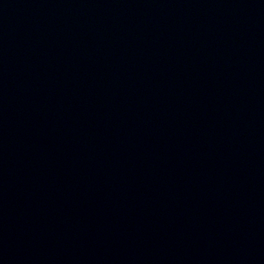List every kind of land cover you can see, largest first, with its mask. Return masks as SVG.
Returning <instances> with one entry per match:
<instances>
[{"label": "water", "instance_id": "water-1", "mask_svg": "<svg viewBox=\"0 0 264 264\" xmlns=\"http://www.w3.org/2000/svg\"><path fill=\"white\" fill-rule=\"evenodd\" d=\"M0 264H264V0H0Z\"/></svg>", "mask_w": 264, "mask_h": 264}]
</instances>
